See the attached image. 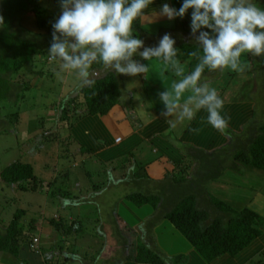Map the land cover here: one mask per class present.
Segmentation results:
<instances>
[{
    "label": "rangeland",
    "instance_id": "374dc122",
    "mask_svg": "<svg viewBox=\"0 0 264 264\" xmlns=\"http://www.w3.org/2000/svg\"><path fill=\"white\" fill-rule=\"evenodd\" d=\"M38 2L41 6L44 4V10L48 11H46V14H49V10H52L54 15L50 17L47 15L49 21L50 19H57L59 17L61 11L59 0H49V3H47V0H39ZM252 2L255 3L257 7L264 8V0H252ZM158 5L159 1H156L153 7ZM48 26L51 29V25L48 24ZM157 27V25H153V27L145 30H142L140 27L142 37H148L146 38L147 40H145V44L148 46H155L159 38L165 33H170L173 38L180 40V31H175L174 21L172 23L164 21L161 28ZM25 28L33 32L36 31L37 28L32 18L29 17L26 20ZM47 32L48 30H42L41 34L38 35L37 42L42 54L36 60L33 70L31 72L22 71L20 79L18 76L15 77V80L20 83L25 80L31 84L30 90L23 94L24 99L18 106L22 118L21 123H19L15 133L0 136V171L14 162L29 163L34 167L36 175L46 181L43 188L36 192H21L14 187H7L0 182V228L3 229L6 227L10 223L14 213L18 210H22L26 212L25 217L21 220L25 235L28 233L30 228L28 225L32 220L42 223L43 230L39 231L37 227L31 231V234L38 235L37 238L39 241L36 244L38 253L31 252L29 249L28 243L32 241L29 240L28 242V240L24 241L22 239L19 240V256H14L6 251L0 252V264L133 263L123 260V258L126 259L128 255L130 256L128 245L131 241L135 243V246L138 242H144L148 245V237L151 238L152 248L168 262L175 256L184 255L188 259L185 264L263 263L264 232L261 238L246 248L237 259L232 260L227 257H222L212 263H207L201 255L191 247L183 235L173 228L167 220L163 219L161 208L155 209L153 207L152 204H155L156 201L148 202L138 207L132 202L129 203L125 200L126 196L136 193L150 198L153 196V198L157 197L163 199L167 194L168 184L158 185V183L153 184L151 182L149 183V180H145L134 185L130 180L133 179L135 173L132 174L131 172L130 175H127L126 171L122 170L124 169L122 165L124 166L129 160L128 156L123 155L119 157L125 159L122 160V162L113 160L114 158L110 161L107 160L110 158L111 153L116 154L117 152L123 151L126 147V142L114 146L112 151H105L102 154H98V156L97 154H90V151L86 153L87 149H90L92 146L96 151V144H98L100 140L96 142L92 140L94 135H86V132L82 134L80 126L76 123L72 124L73 121L70 119L69 121L62 120L64 118V112L62 110L64 106L65 109H67L65 116L70 118L72 111L76 109L73 101L82 104L81 99L78 98L79 89H76L79 84H82V81L76 71L63 69L62 61L59 59H50L48 48L51 42L52 32ZM188 38L191 42L195 40L189 34ZM181 54L184 53L182 52ZM242 59L244 60L242 71L215 70L205 81L208 85L213 83L212 87L217 90L219 97L223 100L221 115H223L228 122L226 130L221 132L208 124V113L205 109H202L198 115V122L197 120L195 121L197 122V127L193 129L194 127L191 125L192 129L190 128L189 131L184 133V142H189L194 138L197 140L198 144L206 147L204 137H208L209 141H213L216 144L219 140L223 141L225 135L240 133L241 130L239 131V129L241 126L244 129L245 122L251 119L249 116L252 106H254V109L259 115L264 112V71L262 68H255L254 75H250L248 71L251 70L248 62H246V54ZM142 62L148 63L147 61ZM149 63L152 65L150 68L151 71L158 70L160 72L157 61L152 60ZM160 66L162 67V65ZM91 70L92 67L90 72ZM91 76V79L97 77L93 76V73ZM158 76L160 78L164 77V79H169V77L164 76V74H159ZM252 76H254V80ZM120 78L123 82L121 84L122 89L119 105H121V107L124 106L125 109L127 108L129 121L133 123V129L138 130V128L150 122L152 114H149L148 108L142 105V96L139 93L137 94L136 90H129V87H133V85H141L142 87L143 82L145 83V79L140 76L130 77L123 75H120ZM153 78L154 77L149 74V77L146 79V83H148L150 87H152V84L155 82ZM151 80H153V83H151ZM156 82L157 86L155 87H157L156 90L159 89L157 93V95H159L160 90L163 91L168 87V83L161 85L159 78H157ZM169 86L171 85L169 84ZM69 89H73V91L68 97L67 93ZM129 92H131L130 94L133 96L132 106L131 104L129 105V102H131L127 95ZM156 100L157 98H155L154 101L156 102ZM67 102L72 103H69L70 106H68ZM81 104L77 105L78 112L82 109ZM62 105L64 106L62 107ZM158 105L160 109L164 108L161 101ZM1 111L2 113H9L13 111V109L6 105H1ZM42 122H44L46 129H51V131L60 129L59 131L62 139L66 142L69 138L70 141L60 146L57 144L55 148L52 145L53 143L47 142V145L51 146L44 145L41 146L42 148L39 146L40 150H37V143L46 142V138H43L44 136L41 135L42 132L37 126V124H42ZM162 124L165 125L167 129H171L170 139H172L175 133L174 128H169L163 120L158 125ZM203 124L204 126L206 125V128L203 127ZM238 125L241 126L239 127ZM237 127L238 129H236ZM196 129L205 131L204 136L202 133H198V137L195 136L197 131L194 133L193 130ZM102 142H106V140L100 143ZM163 144L169 152L173 154L177 153L176 157L179 159L186 154L183 143H177L176 146H174L172 142L168 143L165 141ZM98 146L99 145H97V147ZM213 147L214 146H210L207 148L210 149ZM64 149L68 150L66 157L62 156L65 155ZM166 149L164 152H166ZM43 150L45 151L46 157L41 159L40 151L43 152ZM159 155L158 153L156 156ZM59 156L62 158L59 159ZM145 156L147 157L146 160L150 161L155 158L151 150L145 152ZM171 156L173 155L171 154ZM50 162H56L58 165L52 167L49 165ZM43 165H48L49 169ZM112 168H120V171H113ZM246 170L248 174H245ZM246 170L242 175L237 174V176L229 172L230 175L235 177V180L232 182L228 179L229 182H231L228 187L230 191L227 193L224 191L225 194H223V191L214 189L212 190L215 192L212 194L214 196L213 198H217L216 200L223 204L228 202L226 198L229 200L228 204L232 203L234 199L236 201L244 199L245 203H247V200L253 199V195L258 193L259 197L264 198V173L256 168H247ZM55 171L56 175L51 185L48 186L49 180H47V177ZM42 172L51 173L44 175ZM67 173L69 177H66ZM124 175H127L126 179L123 178ZM117 176H121V178ZM223 178L224 177H222L221 180H223ZM121 180H123V183ZM191 186H193V184H191ZM56 188L58 190H56ZM50 190H52V192L49 194ZM206 190L210 193L209 186ZM172 191L173 189L171 192ZM216 191H219V193H216ZM53 193H56L55 197ZM75 197H79L78 199H82L83 202L79 200L73 204L74 202L72 201H74ZM208 202V198L202 196V203L199 205L208 213L209 218L211 220L222 218V214H219L213 206L205 205ZM255 203L256 202H254V204ZM251 206V209L254 210L259 208L260 213L264 216V203L252 205L251 201L248 206L246 204V208H250ZM60 216L65 219L72 216L83 221V228L87 233L86 236L83 239L80 237L77 240L71 239L69 240L71 242L68 241V243H75L77 250L75 248L65 250L58 241L61 239L60 235L54 232L53 228L49 226L47 220L52 217L57 220ZM119 219L127 225L125 232L121 231L119 224H117ZM149 231L151 235H148ZM50 232L51 234H49ZM83 258L87 259L84 260ZM82 259L83 261H81Z\"/></svg>",
    "mask_w": 264,
    "mask_h": 264
},
{
    "label": "trees",
    "instance_id": "16d2710c",
    "mask_svg": "<svg viewBox=\"0 0 264 264\" xmlns=\"http://www.w3.org/2000/svg\"><path fill=\"white\" fill-rule=\"evenodd\" d=\"M38 1L0 0V20H2L0 21V136L15 133L19 123H21L22 118L18 106L24 99L23 94L30 90L31 84L25 80L20 83L15 80V77L18 76L20 79L22 71L31 72L33 70L36 60L42 54L37 42L38 35L41 34L42 30H48L47 33L52 32V28L50 29L48 24L52 25L51 23L56 20V18L50 19V21L49 18L47 19V15L50 17L54 14L52 10H49L50 13L46 14L47 10H44V4L41 6ZM47 3H49V0H47ZM171 5L179 8L180 0H171ZM29 17L35 22L37 29L34 32L25 28L26 20ZM189 24L190 21L187 17L184 20L177 19L174 21L175 31H180V40H176V47L180 48L185 56L190 58V73L198 62V58L192 55L193 52L198 51V46L194 42L195 40L191 42L188 38V34L190 35ZM134 27L140 38L144 41L147 40L148 37L144 38L141 35L140 23L135 24ZM146 46L148 45L146 44ZM135 58L138 61L140 60L138 55ZM246 62L250 66L251 71H248L250 75H254L255 68H262L264 71V55L246 54ZM92 70V72H98L99 74L91 79V84H79L76 87V89H79L78 98L81 99L82 104L73 101L76 109L72 111L70 118L65 116L67 109L62 105V107L64 106L62 108L64 112L63 121H69L70 119L73 124L85 117L105 116L119 102L122 89L120 75L110 71L101 63L93 64ZM213 72L215 70L206 68L202 81L205 82ZM252 77L254 80V76ZM72 91L73 89L68 93V97ZM69 103L72 102H67L68 106H70ZM79 104L82 105L81 111L79 110L81 113L77 111V105ZM1 105L11 107L13 111L2 113ZM249 118L251 119L245 122L244 129L241 125H238L241 126L239 131L242 132L238 133L240 135L235 132L237 137L236 134L230 133L227 136L225 135L223 141L219 140L216 144L209 141L208 137H204L206 148H199L185 143L186 154L183 159L175 162L174 173L170 174L163 182L165 185L168 184V191L163 199L153 198V196L150 198L140 193L126 196L128 201L138 207L156 201L155 204H152L153 207L155 209L161 208L163 219L179 231L207 263H212L224 256L236 258L257 238L261 237L264 232L263 217L249 209L237 212L214 199L206 190L209 184L219 181L226 172L242 175L246 168H256L264 172V112L259 115L252 106ZM197 122H194L192 126L197 127ZM37 126L41 130L43 138H46V142L37 143V150H40L41 146L47 145V142L53 143L52 145L55 148L57 144L60 146L70 141L69 138L68 140L65 139L66 142L62 139L60 129L54 131L46 129L44 122L37 124ZM204 133L205 131L202 132L203 136ZM210 146L214 147L207 148ZM63 151L65 155L62 156L66 157L68 150L64 149ZM88 152L89 150L86 151V153ZM60 158L62 157L59 156ZM120 162H122V159ZM122 167L124 166L122 165ZM140 171L141 168H138L136 174H139ZM135 176L134 185L143 181L142 177L144 175ZM66 177H69L68 173ZM0 182L21 192H36L44 186V182L35 174L33 166L21 162H14L0 171ZM51 192L52 190L49 191V194ZM55 194L53 193L54 197ZM202 196L208 198L209 202L205 205L213 206L219 214H222V218L214 220L209 218L208 213L199 205L202 203ZM78 198H74L73 204L79 200L83 202L82 199ZM25 214V211H16L10 223L3 229L0 228V252L6 251L14 256H19V240L23 239L29 242L37 236L31 234V231L41 226L42 223L40 224L34 220L30 221L28 225L30 228L25 235L21 223ZM47 221L53 231L60 235L61 239L58 241L65 250L69 248L76 249L77 247L75 243H68L69 240H77L80 237L83 239L87 234L83 228V221H80L79 218L69 216L65 219L60 216L57 220L52 217ZM126 226H121V231L125 232ZM148 235H151L150 231ZM147 243L148 245L144 242H138L135 246V243L131 241L129 245L127 244L130 256L128 255L123 260L136 264H185L188 260L186 256L179 255L168 262L152 248L150 237L147 238ZM28 244L31 245V242ZM83 259L86 260L87 258ZM261 264H264V262Z\"/></svg>",
    "mask_w": 264,
    "mask_h": 264
},
{
    "label": "clouds",
    "instance_id": "9594fccd",
    "mask_svg": "<svg viewBox=\"0 0 264 264\" xmlns=\"http://www.w3.org/2000/svg\"><path fill=\"white\" fill-rule=\"evenodd\" d=\"M155 3L59 0L60 15L51 25L50 59H59L63 69L76 71L84 85L92 83L90 69L95 63L118 75L147 79L152 66L149 62L155 60L177 78L170 89L159 93L164 106L161 115L167 117L180 109L179 118L191 121L197 111L205 109L208 124L225 131L228 122L221 115L223 100L215 88L202 81V76L206 68L242 71L245 54L264 55V8L252 0H180L179 8L164 0L158 9L152 7ZM152 15L169 22L189 19L190 35L198 46L192 53L198 62L189 74H185L178 58L180 49L170 33L160 37L155 46H146L140 38L134 25ZM169 124L176 127L175 121ZM37 236L31 244L34 239L39 241ZM31 252L38 253V249Z\"/></svg>",
    "mask_w": 264,
    "mask_h": 264
},
{
    "label": "crops",
    "instance_id": "0c3cea01",
    "mask_svg": "<svg viewBox=\"0 0 264 264\" xmlns=\"http://www.w3.org/2000/svg\"><path fill=\"white\" fill-rule=\"evenodd\" d=\"M156 1H159V5L154 6V7L152 6V7L158 9L160 7V4L163 3L164 0H156ZM169 2L171 3V0H169ZM164 21H167V20L166 19H156L155 15H152L150 17L145 18V21L141 22L140 27L142 28V30L151 28V27H153V25H157L158 26L157 28H161V25L164 23ZM181 53L182 52L180 51L178 58H179L181 64L184 66L185 74H189V66H190L191 60L189 57L185 56V54H181ZM158 65L160 68V72L158 70H152V71L150 70L151 73L149 71V73L146 74L147 77H149V74H150V76L154 77L153 79L155 82L153 83V80H151V83H153L152 87H150L149 84L146 83V81H147L146 79H145V83L143 82L142 87H141V85L134 86L133 84H131V85H133V87H129L130 88L129 90H136L137 94L139 93L142 96V98H143L142 105L144 107L148 108L147 110H148L149 114H152V116L150 117V122H148L146 125L138 128V130L133 129V123L131 121H129V118H128L127 108L125 109L124 106L121 107V105H119V102L117 103V105L113 106V108L105 116H102V117L95 116V117H90V119H89V117H85L81 121L76 123L77 125L80 126V129L82 130V134L84 132H86V135H90V134L94 135L92 140H94L96 142H98L99 140H100V142L103 140H106V142H102V143L99 142L98 144H96V151L93 149V146L90 147V149H87L91 152L92 155L97 154V156H98V154H102L105 151L110 152L113 150L114 146L121 145L124 142L127 143L125 145L126 147L123 151L117 152L116 154H118V155L111 153L109 159L114 158L113 160H119L118 162H120L121 158H119V157H121L123 155L129 157L128 162H126V164L124 165V169H122V170H125L127 175L128 174L130 175L131 172H132V174L135 173L133 179L130 180L132 183L134 182L133 180H135V177H136L135 175H137V176L144 175V177H142L143 181L149 180V183L150 182L153 184L158 183V185L163 184V182H165L164 180L167 177H169L170 174H172L174 172L175 162L180 161L181 159H183L184 156H181V159H179L178 157H176L177 153L173 154V153L169 152L164 147L163 143H165V141H167L168 143L172 142V144H174V146H176L177 143H181V144L183 143V146L185 145V143H189V144L194 145V146L199 147V148L205 147V146H201L200 144H198L197 140L194 138L191 139L189 142H187V141L184 142V140H183L184 133L186 131H189V129L191 128L190 126L193 125V123L197 120L199 112H201L202 109L196 112L195 117L191 121L181 120L179 118L180 109L175 110L171 115H169L167 117H164L161 115V113L164 111V108L160 109V106L158 105L160 103L159 95H157L159 89L156 90L157 87H155V86H157L156 85L157 78H159V80L161 81V85L164 83H168L167 88L171 87V86H169V84L171 85L172 82L177 78L174 76V74L172 73V71L170 69L168 71H164L159 63H158ZM92 71L93 70H91V74L93 73V76H98V74H99L98 72H92ZM159 74L160 75L164 74V76L169 77V79H164V77L160 78L158 76ZM91 77L92 76H90V79H91ZM169 80H170V82H169ZM209 85H210L209 87H212L213 83H210ZM164 86H167V85H164ZM70 91H71V89L68 90V93ZM160 92H161V90H160ZM130 93L131 92H129L127 95H128L129 100L131 101V102H129V105L131 104V106H132L133 96ZM187 95L188 94L186 93L185 96H187ZM155 98H157L156 102L154 101ZM181 104H183V100H181ZM162 120L165 121L166 125L169 128H170V124H169L170 120L176 122V127L174 128L175 133L173 134L172 139H170V135H171L170 130L171 129H167L165 127V125H163V124L158 125ZM157 121H158V124H157ZM130 122H131V124H130ZM205 126L203 124V127H205ZM194 128H196V127H194ZM197 129L193 130V131H194V133H196V131H197L195 136L198 137V133H202L203 131H199ZM117 139H120V141L116 142ZM191 141H193V142H191ZM97 145H99V146L97 147ZM47 146H51V145H47ZM108 147H110V148H108ZM165 149H166V152H164ZM149 150H151L152 154L155 155V158L151 161L146 160L147 157L145 156V152H147ZM44 152H45L44 150H43V152L40 151L41 159L46 157ZM158 153L160 155L156 156V155H158ZM166 153H168V154H166ZM171 154L173 156H171ZM109 159H107V160H109ZM47 163H48V160H47ZM49 165H51L52 167H56L57 163L56 162H54V163L50 162ZM44 167L49 169L48 165H46ZM138 168H141V171L139 174H136ZM119 169L120 168H114V169L112 168L113 171H120ZM49 173H51V172H42V174H44V175H47ZM246 173L248 174L247 170L245 171V174ZM55 175H56V171L52 172V174L47 177V180H49L48 184L51 185V182L54 179ZM127 175H124L123 178L126 179ZM235 175L237 176V174H235ZM117 177L121 178V176L120 177L117 176ZM223 177H224L223 180H221L222 179L221 178L219 181H217L215 183H211L208 185L209 190H210V193L209 192L208 193L212 197H214L212 195L213 193H215L214 191H212L214 189H218L220 191H223V194H225L224 191L226 193L228 191H230L228 187L230 186V183L233 180H235V177L233 175H230L229 172H226ZM39 179H41V178H39ZM228 179H230L231 182H229ZM41 180L44 183L46 182L43 179H41ZM121 182L123 183V180H121ZM216 193H219V191H216ZM258 194L253 195L254 198L247 200V203H245L244 199L241 201H236L234 199V200H232L233 201L232 203L228 204L229 200L227 198H226V200L228 201V202H226L227 204L225 202L224 203H225V205L232 208L233 210L237 209V210H235L237 212L242 211L244 209H249V210L257 213L261 217H264L260 213L259 208H257V210L251 209L252 206L250 208H246V204L248 206L251 201H252V205L264 203V198L259 197ZM125 200L128 201L126 197H125ZM128 202L130 203V201H128ZM254 202H256V203L254 204ZM236 206H238V207H236ZM117 224H119V227L125 225L124 222L120 221V219H119V221H117ZM38 228H39V231L43 230L42 224ZM49 234H51V232ZM260 238L261 237L257 238L255 241L259 240ZM224 257H227V258L232 259V260L238 258V256L236 258H230L228 256H224ZM127 264H136V263H127Z\"/></svg>",
    "mask_w": 264,
    "mask_h": 264
},
{
    "label": "built area",
    "instance_id": "2783aa9c",
    "mask_svg": "<svg viewBox=\"0 0 264 264\" xmlns=\"http://www.w3.org/2000/svg\"><path fill=\"white\" fill-rule=\"evenodd\" d=\"M119 140H120V139H117V142H118ZM37 243H38V240H37V239H34V240H33V243L30 245L31 250L36 251V250L38 249L37 246H36Z\"/></svg>",
    "mask_w": 264,
    "mask_h": 264
}]
</instances>
